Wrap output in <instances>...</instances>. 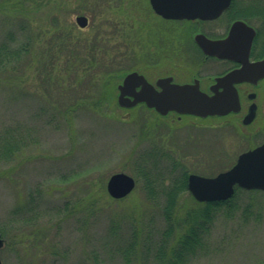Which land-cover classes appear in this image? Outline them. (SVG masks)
I'll return each instance as SVG.
<instances>
[{
    "label": "rangeland",
    "instance_id": "1",
    "mask_svg": "<svg viewBox=\"0 0 264 264\" xmlns=\"http://www.w3.org/2000/svg\"><path fill=\"white\" fill-rule=\"evenodd\" d=\"M147 2L0 0V43L29 44L19 59L0 67V133L7 130L21 140L16 154L0 159L4 241L0 264H75L92 255L103 264H123L113 244L118 239L108 237L111 248L99 249L104 243L100 239L105 217L126 221L138 214L148 223L147 215L153 213L151 223L155 224L162 217L144 194L140 166L152 174H165L163 168L174 161L175 173L184 168L187 173L212 176L264 139V129L236 126L219 116L177 119L173 113L160 116L142 105L123 108L116 103L115 90L97 109L84 105L67 113L79 98L97 99L90 87L94 75L102 77L103 69L114 72L110 82L114 86L124 70L133 68L147 69V75L155 77V71L143 65L150 62L148 54L139 55L155 47L157 35L167 29L155 23ZM79 14L88 19L84 27L75 22ZM227 16L226 12L215 21L217 31L223 30ZM91 43L96 61L82 67L93 68V74L82 67L71 72L68 47ZM118 171L131 175L135 183L125 196L112 198L105 184ZM35 189L33 198L29 194ZM250 190L232 193L230 203L215 213L202 246L186 264H264V191ZM181 194L180 207L194 204L189 193ZM88 196L94 198L89 203L93 223L85 236L78 229L79 220H74L80 215L77 211L74 219L59 221L52 207L65 199L78 200L75 207H80ZM158 203L162 207L161 200ZM32 205V213L23 211ZM143 255L147 264H154L147 250ZM132 264L139 263L133 260Z\"/></svg>",
    "mask_w": 264,
    "mask_h": 264
},
{
    "label": "trees",
    "instance_id": "2",
    "mask_svg": "<svg viewBox=\"0 0 264 264\" xmlns=\"http://www.w3.org/2000/svg\"><path fill=\"white\" fill-rule=\"evenodd\" d=\"M67 32L66 38L69 37L70 30L67 29ZM6 42L2 41L0 43V67H4L11 61L19 59L21 54L27 51L29 47V44L24 41H19L14 46L7 45ZM67 51L66 61L69 62V70L71 72L76 73L79 67L82 66H93L94 61H96L97 54L92 43L81 47L71 45ZM82 68L83 71L88 70L91 74L94 72L93 68L91 70L85 67ZM89 72L87 73L89 74ZM101 74H103L101 78L94 75L92 86L90 87V89L93 87V94L98 95L97 99L90 100L93 98L91 96H89L90 98H79L72 103L73 107L67 113L84 105L97 109L100 103L110 100L113 93L112 90H115L114 84L110 85L114 72L107 68L101 70ZM20 146L21 140L18 138L14 139L13 135H10L7 130L0 133V159H9L16 154ZM175 165L176 163L171 161L169 166L167 165L166 168H163L167 169L168 173L165 174H161V171L152 174L151 170L146 168V166L145 168L140 166L138 170L139 174L143 176L144 184L142 187L144 194L159 210L158 212L162 215L161 222H157V224L151 223L153 213L147 215V219H151L148 223L144 222V220L142 222V217L138 214L133 217L127 216L130 219L126 218V221H123L125 218L118 220L116 217H105L107 224L104 227V238L100 239V242L104 241L99 247L100 250L111 248L108 237H112L118 239L113 244L116 250L121 252L123 264H132L133 260L139 264H147L145 262L147 256L143 255L145 250L148 251V259L150 258L154 264H186L190 257L196 253L203 244V235L208 232L213 216L218 210H223L224 206H226L225 204H229L232 198L207 202L194 200L187 191L188 173L186 169H178L175 173ZM240 190L244 189L235 187L234 192ZM183 192L189 193L195 201L194 204L189 206L186 204L187 207L185 206V208L183 206L180 207L182 204H178L177 198ZM29 196L37 197V190L35 193L29 194ZM86 199L85 203L84 201L81 202L80 207H75V203H79L78 200L75 203H70L68 199L63 200L60 206L52 207L55 208V214L59 215V221L74 219L73 213L77 211L80 215L74 220H79L78 229L84 230L85 236L87 228L93 223L91 218L92 205L89 203L94 198L88 196ZM159 200L162 202V207L160 208L157 207ZM33 206H26L23 211L27 212L30 210L32 213ZM244 208L248 209V207ZM231 210L232 208H230V214ZM14 211L16 210L13 209L12 212ZM98 219L100 220V216ZM99 259L97 255H92L84 261L80 262L78 260L75 264H103Z\"/></svg>",
    "mask_w": 264,
    "mask_h": 264
},
{
    "label": "water",
    "instance_id": "3",
    "mask_svg": "<svg viewBox=\"0 0 264 264\" xmlns=\"http://www.w3.org/2000/svg\"><path fill=\"white\" fill-rule=\"evenodd\" d=\"M230 0H149L153 10L168 18H202L217 17L226 8ZM76 23L83 27L87 17L77 15ZM245 23L241 20L232 22L228 34L220 39H210L203 34H196L195 40L202 50L218 57L238 58L239 53L246 54L250 46V37L240 40L238 33ZM243 69L234 70L216 77L218 82H227L223 91L212 89L208 94L199 89L197 81L192 83H173L169 78L156 81L160 89H156L142 74L130 71L117 84V103L120 106H132L137 102H144L147 107L154 108L160 114L169 110L188 113L196 116L223 114L229 110L238 109V97L233 80L261 76L264 74V56L247 65L246 75ZM136 87L139 89L136 90ZM244 122L251 119L247 115ZM134 178L122 171L114 172L106 180V191L113 198H120L128 194L134 187ZM246 189L256 188L264 191V142L238 154L235 162L227 169L212 176L197 173L187 175V189L197 201L223 200L229 198L234 186ZM3 239L0 235V247Z\"/></svg>",
    "mask_w": 264,
    "mask_h": 264
},
{
    "label": "flooded vegetation",
    "instance_id": "4",
    "mask_svg": "<svg viewBox=\"0 0 264 264\" xmlns=\"http://www.w3.org/2000/svg\"><path fill=\"white\" fill-rule=\"evenodd\" d=\"M232 1L230 0L228 6L212 19L164 18L150 8L149 13L154 14V19L157 20L155 23H160L161 27L167 29L157 35L159 42L155 47L146 48L144 53L139 55L141 58L144 54H148L147 61L150 62L143 65L154 70L155 77L151 79L146 73L147 69L133 68L131 70L143 74L146 80L157 89H159L156 86L158 79L169 78L171 82L179 84L197 81L199 88L209 94L213 93L212 89L214 88L223 91L228 86L225 81L218 82L217 87H214L217 84L216 77L240 69L244 70L245 76L247 65L264 56V0H234V5H232ZM226 12L228 20L223 22V30L217 31L215 21ZM235 20L245 23L240 27L239 39L243 40L248 37L251 39L246 59L243 53H239L238 58L207 54L196 42V34H203L210 39L225 37ZM152 34L155 36L154 33ZM140 58L139 62H141ZM246 77L232 82L238 97V109L229 110L219 117L236 126L241 123L247 129L251 127L258 130L259 128L261 131L264 129V74L251 78L246 75ZM137 89L139 87H136ZM168 113H173L177 119L186 115L172 110ZM247 115H251V119L244 122ZM263 141L264 139L258 144Z\"/></svg>",
    "mask_w": 264,
    "mask_h": 264
},
{
    "label": "bare ground",
    "instance_id": "5",
    "mask_svg": "<svg viewBox=\"0 0 264 264\" xmlns=\"http://www.w3.org/2000/svg\"><path fill=\"white\" fill-rule=\"evenodd\" d=\"M222 12V11H221ZM212 19V18H211ZM138 105H142V106H144L145 107V105H144V103L143 102H137L134 106L136 107V106H138ZM155 113L157 114V115H160V116H167L168 115V113H165V114H160L159 112H157V111H155ZM184 114H188V113H184ZM186 115H183V116H185L186 117ZM196 117H198V116H196ZM205 117H208V115H206V116H203V117H198V118H205ZM187 118V117H186ZM185 118V119H186ZM180 119H183V117H181ZM236 160V159H235ZM229 168V167H228ZM186 187H187V183H186ZM243 189H246V188H243ZM246 190H250V189H246ZM225 200V199H224ZM197 201V200H196ZM207 201H215V200H205V201H198V202H207Z\"/></svg>",
    "mask_w": 264,
    "mask_h": 264
}]
</instances>
